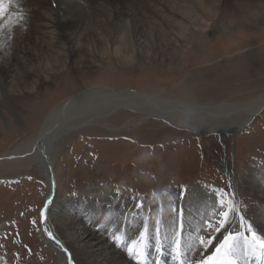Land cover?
Here are the masks:
<instances>
[{
  "label": "rangeland",
  "instance_id": "1",
  "mask_svg": "<svg viewBox=\"0 0 264 264\" xmlns=\"http://www.w3.org/2000/svg\"><path fill=\"white\" fill-rule=\"evenodd\" d=\"M220 1L216 17L208 13L211 20L204 29L207 32L200 33L203 29L199 24L188 26L164 53L169 43L164 35L169 31L159 29L142 47L143 53L150 54L136 57L134 63L121 55L103 58L96 52L101 65L88 59L80 69L76 59L59 53L41 58L35 44L31 57L35 63L31 66L28 55L20 54L16 64L12 54L22 51L24 44L14 39L19 32L12 34L18 24L11 25L9 84L0 85V156L8 153L22 136L39 129L48 112L62 101L94 86L157 95L181 85L176 93L201 105L255 101L264 94V0ZM65 11L74 16L77 10ZM89 12L93 16V11ZM79 17L78 13L75 18ZM96 20L101 21V16ZM54 39L55 34L47 43L56 42ZM42 49L45 54L58 52L51 46L49 50ZM41 76L46 78L42 80ZM93 123L66 137L57 147L54 173L59 185L53 214L57 204L70 213L67 205L79 195L101 201L102 193H108L120 202L147 199L153 204L158 198L167 200L181 193L200 198L203 194L198 186L220 192L227 202L245 165L264 170V110L248 126L221 136L185 131L125 110ZM33 166L0 179V264H58L57 256L40 238V211L47 186L40 168ZM204 208L203 212L210 210ZM196 210L187 208L189 213L196 214ZM199 220L200 217H189L185 223L178 219L177 227L193 232ZM106 225L101 220L96 230ZM149 226L161 228V222L151 221Z\"/></svg>",
  "mask_w": 264,
  "mask_h": 264
},
{
  "label": "bare ground",
  "instance_id": "2",
  "mask_svg": "<svg viewBox=\"0 0 264 264\" xmlns=\"http://www.w3.org/2000/svg\"><path fill=\"white\" fill-rule=\"evenodd\" d=\"M220 5V0H0V13L3 12L0 17V85L6 87L9 84L7 71L11 69L12 62L17 64L20 54L28 55L27 61L31 59V66L35 63L31 58L35 44L40 49L41 58L59 53L70 60L76 59L80 69L85 67L88 59L101 65L96 52L103 58L121 55L134 63L136 57L150 54L143 53L142 47L147 45L146 39L159 29L169 31L164 35L166 42H169L164 53L178 35H184L181 33L188 26L199 24L203 29L200 33L207 32L204 29L211 20L208 13L216 17ZM65 9L77 10L74 12L76 15L79 13V20ZM89 11H93V16ZM18 13L23 14V20L19 22L17 18H12V15L17 17ZM99 15L101 21L96 20ZM14 24L18 26L13 36L19 32L14 39L23 40L24 45L20 48L22 51L12 54L10 62L8 34L10 26ZM54 34L56 42L47 43ZM184 37L190 39L188 35ZM42 46L47 50L51 46L58 52L45 54ZM64 71L67 74L69 67ZM45 78L41 76L42 80ZM180 87L157 95H143L131 90L116 91L102 86L85 88L56 105L48 112L39 129L22 136L8 153L0 156V179L18 175L33 165L40 168L47 195L40 211L39 236L57 256L58 264H189L210 257L227 232L242 234L235 242L240 262L252 263L257 259L258 251L255 255H246L243 251L246 241L250 239L249 226L258 237L264 239V170L261 172L254 166H243L244 171L232 187L233 193L227 202L220 192L198 186V191L203 194L200 198L195 194L187 196L181 193L167 200L165 197L158 198L153 204L147 199L120 202L108 193H102V202L93 196L79 195L73 200L74 203L67 205L70 213L64 211L63 205L57 204L53 214L59 185L54 173V156L59 143L89 127L92 122H103L108 114L125 110L134 115L161 120L185 131L221 136L248 126L264 110V94L244 104L225 101L201 105L176 93ZM242 196H245L244 200H241ZM229 202L235 204L239 214L230 213L228 223L220 232L208 229L205 222L215 225L220 218L219 213L226 210ZM247 203L252 206L246 207ZM204 207L210 210L203 212ZM187 208L197 209L196 214L187 212ZM189 217H200L196 229L193 232L179 230L178 219L188 223L186 220ZM241 217L244 218L243 223ZM101 220L108 225L96 230ZM151 221L161 222V228L152 229L149 226ZM48 233L53 238L50 239ZM141 233H144L143 240ZM202 235L213 238L212 245L203 247L199 243ZM177 247L179 255H176Z\"/></svg>",
  "mask_w": 264,
  "mask_h": 264
},
{
  "label": "snow or ice",
  "instance_id": "3",
  "mask_svg": "<svg viewBox=\"0 0 264 264\" xmlns=\"http://www.w3.org/2000/svg\"><path fill=\"white\" fill-rule=\"evenodd\" d=\"M17 20L22 21L23 20V14H17ZM11 22V21H10ZM47 208V204L45 205ZM222 207L224 205L222 204ZM232 212H237L238 210L234 203L229 202L226 210L221 211L219 213V219L215 222V225L209 221H206V226L208 229L220 232L221 229L225 228L226 224L229 221V215ZM41 217H44V212H41ZM243 217H241V222L243 223ZM49 238H53L51 233H48ZM242 234L237 233H226L224 234L223 240L220 242V244L216 245V250L213 253L211 257H208L206 260H195L189 262V264H238L237 256L239 253L237 244L235 243L237 238L240 237ZM144 233H141V240H143ZM248 236L249 240L246 241V247L243 249L244 253L246 255H255L257 251L259 250L261 254H264V239L257 236V234L252 230V228L249 226L248 228ZM57 243H59L57 241ZM199 243L207 248L209 245H212L213 238L210 236L206 238L204 235L199 237ZM131 252V248L129 249ZM176 255H179V247H177ZM220 257L217 259V257Z\"/></svg>",
  "mask_w": 264,
  "mask_h": 264
}]
</instances>
